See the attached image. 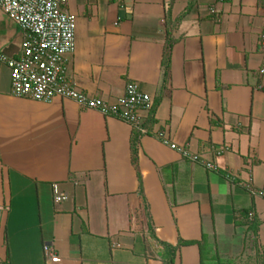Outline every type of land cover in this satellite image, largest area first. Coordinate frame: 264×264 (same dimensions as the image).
Listing matches in <instances>:
<instances>
[{
    "label": "crops",
    "instance_id": "0c3cea01",
    "mask_svg": "<svg viewBox=\"0 0 264 264\" xmlns=\"http://www.w3.org/2000/svg\"><path fill=\"white\" fill-rule=\"evenodd\" d=\"M64 10L76 17L66 62L76 87L115 103L135 81L153 106L143 133L73 99L15 96L0 61V264H162L163 245L181 241L206 244L207 260L248 241L250 264H264V196L252 194L264 187V0H67ZM5 15L0 53L18 58L23 33ZM54 186L67 199L55 202ZM174 264H202L200 246L179 247Z\"/></svg>",
    "mask_w": 264,
    "mask_h": 264
},
{
    "label": "built area",
    "instance_id": "2783aa9c",
    "mask_svg": "<svg viewBox=\"0 0 264 264\" xmlns=\"http://www.w3.org/2000/svg\"><path fill=\"white\" fill-rule=\"evenodd\" d=\"M66 4L67 0H0V8L18 24L23 33L18 58L0 53V61L11 70L12 94L42 102H51L55 97L73 99L83 108L117 117L144 133V128L139 126L140 113L149 111L153 101L137 82H128L119 100L110 103L79 90L68 77L66 62L67 55L75 50L76 17L64 10ZM210 12L214 13L215 9L210 8ZM260 48L264 51V31ZM259 74L264 76V59ZM158 138L184 158L213 168L212 164L201 160L187 146L170 144L164 132H160ZM252 194L264 196V187L253 189ZM65 199L67 195L54 186V201ZM44 252L50 261H59L51 245H45Z\"/></svg>",
    "mask_w": 264,
    "mask_h": 264
},
{
    "label": "trees",
    "instance_id": "16d2710c",
    "mask_svg": "<svg viewBox=\"0 0 264 264\" xmlns=\"http://www.w3.org/2000/svg\"><path fill=\"white\" fill-rule=\"evenodd\" d=\"M185 14H182L180 16L183 17ZM179 18V19H180ZM179 21V20H177ZM174 44V39L171 36V32H170V28L167 31V36H166V47H165V51H164V61L163 64L165 67L168 66L169 63V56L171 53V49L172 46ZM137 137V136H136ZM249 216V214H248ZM247 216V217H248ZM248 223H249V227L248 229H251L254 231V233H256L257 231V223L254 222V216L250 219H247ZM188 244H198L200 246V249L202 250V264H216L219 263V256H215V259L213 260H207V258L205 257V250H206V244H203L201 242H197V241H181L178 243V245H170V244H164L163 245V250L160 254L161 258H162V264H174L175 262V256L177 253V250L179 249V247H181L182 245H188ZM203 254H204V258H203Z\"/></svg>",
    "mask_w": 264,
    "mask_h": 264
},
{
    "label": "rangeland",
    "instance_id": "374dc122",
    "mask_svg": "<svg viewBox=\"0 0 264 264\" xmlns=\"http://www.w3.org/2000/svg\"><path fill=\"white\" fill-rule=\"evenodd\" d=\"M216 264H250L249 242L244 241V244L237 248V253L234 255H229L228 257L219 256V263Z\"/></svg>",
    "mask_w": 264,
    "mask_h": 264
}]
</instances>
